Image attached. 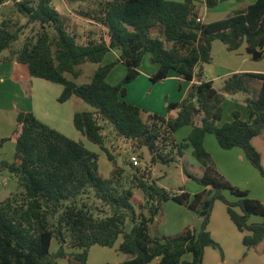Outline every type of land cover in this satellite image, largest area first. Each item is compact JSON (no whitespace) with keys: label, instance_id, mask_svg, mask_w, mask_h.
Returning a JSON list of instances; mask_svg holds the SVG:
<instances>
[{"label":"trees","instance_id":"16d2710c","mask_svg":"<svg viewBox=\"0 0 264 264\" xmlns=\"http://www.w3.org/2000/svg\"><path fill=\"white\" fill-rule=\"evenodd\" d=\"M5 1L0 0V5ZM82 1H94L92 9L81 13L104 33L84 42L70 30L69 20L55 8L53 0L14 3L29 24H39L40 31L11 57L26 65L33 78L62 85L60 103L76 97L94 109L77 112L74 125L107 153L113 168L105 178L97 154L33 113L21 112L14 133V160L1 165L18 180L20 190L0 201V264H59L58 259L86 264L92 247L114 248L118 242V252L125 256L121 264H150L156 259H160L159 264H204L206 248L222 253L208 230L216 201L227 207L231 221L244 234V246L258 247L264 241V221L250 223V219H264V203L250 198L247 190L219 173L204 141L207 135H214L224 150L241 148L264 177L261 155L252 144L264 132V74L235 73L224 81L221 91L202 79L203 66L213 61L215 41L222 42L229 52L245 44L253 61L264 59V0L208 24L198 22L199 0ZM227 1L232 0H204V4L213 10ZM17 25L12 19L0 24V55L10 52L19 41L23 30ZM116 49L119 58L102 65ZM147 53L152 63L159 65L151 77L153 83L165 80L171 72L198 82L182 101L169 104V111L178 112L176 118L148 113L125 100L127 87L139 78ZM87 63L99 65L90 83L78 85L66 77H81L79 67ZM118 64L127 72L118 85L112 86L107 78ZM237 95L243 96L250 122L242 121L240 113L234 112L232 122L222 124L226 96ZM105 124L117 137L146 148L152 166L176 164L191 147L203 175L196 177L184 171L202 191L194 196L184 190L174 194L150 181L146 170L132 162L129 168L118 165L106 147ZM185 127H192V131L183 143H177L175 134ZM9 140L3 139L1 144ZM135 190L142 192L143 199L136 197ZM90 192L111 211L110 215L96 216L103 209L84 201ZM212 192L215 195L211 198ZM168 201L198 215L202 219L200 230L186 227L173 236H152L151 225ZM128 222L130 232L125 231ZM54 240L59 247L56 254L51 252Z\"/></svg>","mask_w":264,"mask_h":264},{"label":"crops","instance_id":"0c3cea01","mask_svg":"<svg viewBox=\"0 0 264 264\" xmlns=\"http://www.w3.org/2000/svg\"><path fill=\"white\" fill-rule=\"evenodd\" d=\"M237 1L240 3V6H242L238 10H242L246 6L255 3L257 0ZM203 2L202 5L199 6L201 21L205 24L212 23L208 21L209 10ZM14 3L15 2L12 0H6L5 3L0 5V24L3 20L8 19L6 18V11L10 10L12 8V4ZM221 4L215 9H219L218 7H220ZM53 5L64 17L69 20L70 30L79 37L80 42H84L89 38L95 39L94 29L99 31L101 27L94 21L87 19L81 13L92 9L94 7V1L53 0ZM59 8L63 10V13ZM10 12L13 15L15 14L18 16L14 10ZM217 15L219 14H215L214 17H217ZM73 17L81 19L85 22L84 27L90 28L89 31H87L88 34L86 35L85 40H83V37L77 32L74 24L77 20ZM215 43L216 41L213 43L212 53H214L216 48ZM243 47L245 48L243 49ZM225 49L228 59L233 56L247 61L249 59L248 57H250L246 53V45H243L236 52H229L227 47ZM113 51H115L116 55H114V59H118L120 51L117 49ZM245 53L247 56H244ZM108 55L104 59V64L108 63H106ZM150 56H144L145 58L143 59L139 69L140 76L128 85L127 96L125 99L129 104L145 109L148 113L163 114L164 110H166L167 113L169 104L182 101L192 85L198 82L195 80L192 82L186 81L176 72H171L165 80L153 83L151 81V77L158 72L159 65L152 63ZM257 65L258 66L256 67H252L247 63H244L242 67L230 65L227 68H224L226 70H222L225 71V75H223L225 76L223 79V85L224 81L235 73L248 72L264 74V67H260L259 64ZM126 72L127 69L124 65L116 67L108 76L107 82L112 86L117 85L125 77ZM206 82H213L215 87V82L211 79ZM222 88L223 86L221 89L217 90H222ZM141 89L144 90L143 94L139 92ZM63 91L64 87L62 85L54 84L44 79L33 78L30 75L28 67L18 63L13 57L8 55L0 58V180L2 179L3 183H5L4 181H7L6 186H9V179L14 176L10 175L7 170H2L1 165L3 162H12L14 160L16 150V139L14 137V133L17 126V118L21 112L33 113L41 122L74 141H79L82 137H84L74 125L75 114L77 112H81L79 106L82 105V100L74 97L65 103H60L59 98L61 97ZM238 96L241 98L239 101H230L226 103L228 104L227 106L226 104L224 105L222 124L232 122L234 112L240 113L242 121L250 122L249 109L243 101V96ZM234 97L237 98V96ZM234 97H232V99H234ZM177 115V111L168 110V118L173 119L176 118ZM191 131L192 127H190V130L186 134L185 140L188 138ZM214 137L207 135L204 141V146L216 164L219 173L234 186L242 190H247L250 198L264 203V177L259 171L258 174L255 172L257 169L250 164L241 148L224 150L220 147L216 137ZM7 138L10 140L1 144V141ZM252 144L260 153L262 164L264 166V132L255 137L252 140ZM189 149L192 150L191 147ZM158 166L159 164L150 169V181H154L152 177L153 172ZM16 191L18 190H11L5 199L10 197L11 194ZM200 191L202 190H197L195 192L199 193ZM135 195L137 194L135 193ZM139 197L140 199H143V194H140ZM221 203L222 202H216L213 205L208 230L213 239L220 245L222 253L211 247L206 248L204 253V264H264V241L256 248H246L243 244L244 234H242L231 221L227 212V207ZM166 205L169 204L167 203ZM166 205L163 208L164 213L167 212V216L164 221L166 222L165 227L160 231L161 233L159 232L162 236L169 237L179 234L180 231L186 227L194 228L196 231L200 230L202 219L198 215L183 206L179 207L177 205H170L166 208ZM159 219L160 217L157 216L154 224L157 223ZM263 221L264 219L256 216L250 219V223H262ZM154 224L151 225V228ZM118 247L119 242L114 248L99 249L95 248V246L92 247L89 251L86 264H121L125 260V256L118 252ZM58 249L59 247H57V251L55 253L58 252ZM67 252L74 253L73 251L68 250ZM186 260H191V256H186ZM159 262L160 259H156L150 264H159ZM58 263L72 264V262L67 259H58Z\"/></svg>","mask_w":264,"mask_h":264},{"label":"rangeland","instance_id":"374dc122","mask_svg":"<svg viewBox=\"0 0 264 264\" xmlns=\"http://www.w3.org/2000/svg\"><path fill=\"white\" fill-rule=\"evenodd\" d=\"M168 1H181V0H168ZM199 1L201 2V3L199 2L200 3L199 6H201L203 0H199ZM240 7H242V6H240V3L237 0L224 2L221 4L220 7H218L219 9L209 10L208 21L209 22H215V21H219L220 19L221 20L225 19L228 16H231L236 11H238V9H240ZM12 10H14L15 13L18 14V16L15 14L13 15L10 12ZM61 11L63 13V10H61ZM213 14L214 15L219 14V15H217V17H214ZM6 18L12 19L14 22H18L17 27H22L23 31H22V34L20 35L19 41H17L16 43L13 44L11 51L10 52L7 51L4 54L0 55V58H2L4 56H8V55L12 56V53L14 51H18V50L23 48V46H24V44L28 38H31V37L35 38L37 33L40 31L39 24H29L28 19H26L23 15H19L14 4H12V8L10 10L6 11ZM73 18L77 20V22L74 23L75 27L77 29V32L79 33L80 36L83 37V40H85L86 35L88 34L87 31H89L90 28L84 27L85 22L82 21L81 19H77L76 17H73ZM49 31L51 34H54L53 30H49ZM94 32H95V34H94L95 38H99L100 36H103V34H104L103 30L101 28L99 31L94 29ZM215 44H216V48H215L214 53H212L213 61L210 64H206L203 66V68L205 70L204 71L205 75L203 76V81H207V80L211 79L212 81L215 82L216 89H221V87L223 86V79L225 78V76H223V75H225V71H222V70H226L224 68H227L230 65H235V66L237 65V66L242 67L244 63H247L249 66H252V67L258 66L257 64H259L260 67L261 66L264 67V60L254 62L253 60H251L250 57H248L249 59L247 61H244L242 59H239V57H233V56H232V58L228 59V57L226 56V53H225L226 47L224 46V44L222 42H219V41H216ZM217 46H219V47H217ZM244 46H245V44H244ZM244 48L245 47H243V49ZM114 55H115V51H111L107 57V60H106V63L108 62L107 64L112 63L115 60H117V58L114 59L115 58ZM146 55L150 56L151 54L147 53ZM244 56H247L246 53ZM102 65H106V64H104V62H103ZM120 66H123V65L118 64L116 67H120ZM98 67H99L98 64L87 63V64H84V65L79 67L82 70L81 77H79L77 79H74L70 75H66V77L69 80L74 81L78 85L87 84V83H90L91 78H92L94 72L96 71V69ZM58 85H60V84H58ZM219 91H221V90H219ZM139 92L143 94L144 90L141 89V90H139ZM230 97L231 96H226L224 105L227 102H230V101L237 102L241 99L238 95H237V98L234 97V99H232V97L231 98ZM81 104L82 105L79 106L81 109L80 110L81 112H92L94 110L90 105H88L84 101H81ZM224 105H223V107H224ZM227 105L228 104H226V106ZM140 109H142V108H140ZM142 110L146 111L145 109H142ZM168 110H167V113H166V110H164L163 114H158V115L168 117L167 116ZM104 126L106 128L104 133L107 136L106 137V147L108 148L110 153L115 158H117L118 165L125 167V168H129V164L131 162V157L136 156V157L141 159V169L146 170V172L148 174H150V169L153 168V166L151 165V162H150L151 156H150L148 150L146 148H142V149L138 148L137 146L133 145L132 142H129L123 138L117 137L109 125L105 124ZM189 130H190V127H187V128H184V129L178 131L175 134L176 142L180 143V144L183 143L185 141L186 134L188 133ZM210 136L214 137L213 135H210ZM76 142L82 143L85 148H87L88 150H90L91 152H93L99 156L100 173L105 178H108L110 173H111L110 171L112 170L113 166H112V163L108 159L107 153L104 150H102L99 145L92 143L86 137H82L79 141H76ZM184 170H187L189 173H191L192 175H194L196 177H201L203 175L202 168L200 167L199 163L197 162V160L192 155V150L189 148L187 150H185L184 157L182 158V160H180V162H178L176 164H170V165L159 164V166L154 170L152 177H153V180L155 182H157V180H158L157 184L160 187L166 189L169 192H172L174 194H180L181 193L180 191L184 190L185 192L189 193L191 196H194L195 194H197V192H195V191L202 190V187L197 182L189 179ZM255 172H257V174H258V170H256ZM11 190H20L18 180L15 177H12L11 179H9V186L8 185L6 186L3 183V180L1 179L0 180V201L4 200L5 197H7V195L10 193ZM135 193L137 194L136 197L138 199H140L139 196H140V194H142V192L139 190H135ZM256 193H257V190H256ZM84 201L89 206H92V207L98 206V207L103 209L102 214L96 213L97 217L103 218V217L110 215V213H111V211L108 208H105L102 205V203L95 198V195L93 192H90V194L85 197ZM216 202H220V201H216ZM167 203L169 205H166ZM221 204H223V203H221ZM165 205H166V208H167V206H170V205L171 206L177 205L179 207L182 206V205L175 203L174 201L165 202L163 204V208L165 207ZM158 216L160 217V219L150 229V233H151V235L162 236L160 234L161 233L160 231L162 229H164V227H165L166 222H164V221H165V218L167 216V212L164 213V211L162 210V213H160ZM131 228H132V225L130 222H128L125 226V231L130 232ZM182 231L183 230H181L180 233ZM57 247H58V243L56 240H54L52 243V254L53 253L56 254L55 252L57 251ZM95 248L102 249L103 247L95 246Z\"/></svg>","mask_w":264,"mask_h":264},{"label":"built area","instance_id":"2783aa9c","mask_svg":"<svg viewBox=\"0 0 264 264\" xmlns=\"http://www.w3.org/2000/svg\"><path fill=\"white\" fill-rule=\"evenodd\" d=\"M13 2L15 3H19V2H22V0H12ZM201 19H198V22H200ZM131 162L133 163L134 166L136 167H140L141 168V160L140 158L136 157V156H132L131 157ZM7 181H5V185H6Z\"/></svg>","mask_w":264,"mask_h":264},{"label":"water","instance_id":"95a60500","mask_svg":"<svg viewBox=\"0 0 264 264\" xmlns=\"http://www.w3.org/2000/svg\"><path fill=\"white\" fill-rule=\"evenodd\" d=\"M7 1H9V0H7ZM255 127H258V126L255 125ZM214 195H215V192H212V193L210 194V197L212 198V197H214Z\"/></svg>","mask_w":264,"mask_h":264}]
</instances>
